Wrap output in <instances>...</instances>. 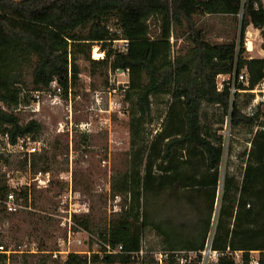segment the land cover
Listing matches in <instances>:
<instances>
[{
    "label": "trees",
    "instance_id": "trees-1",
    "mask_svg": "<svg viewBox=\"0 0 264 264\" xmlns=\"http://www.w3.org/2000/svg\"><path fill=\"white\" fill-rule=\"evenodd\" d=\"M213 13L241 14L238 40L211 42L207 38L200 24L205 15ZM250 25L260 29L264 48V0H0V132H9L13 139L40 135L43 126L37 119L22 122L15 111L21 103H30L33 92L46 90L54 80L66 90L72 81L75 88L82 73L81 54L88 60L92 75L105 76L103 84L107 83L109 65L128 69L126 97L130 107L125 124L129 146L125 164L112 177V197H121L120 210L101 222L92 207L89 214L77 220L98 233L110 223L113 242L122 244L126 251H135L143 237L152 232L143 212L145 189L165 183L167 176L175 178L177 185L184 182L197 189H216L224 154L223 137L210 139L213 129L203 120V104L219 105L226 116L231 115L234 128L253 132L257 127V131L249 140L250 148L240 153L245 159L244 169L239 171L242 179L231 172L225 175L224 205L217 220L214 246L243 250L245 264H249L250 251L259 250L260 264H264V100L251 113L245 111L255 99L253 90L264 80V57L246 54ZM119 40L126 42V49L119 48L115 42ZM98 45L105 52L104 59L91 57L92 49ZM234 71H245L248 79L236 84L234 94L227 81L219 90L218 76ZM243 92L247 99L241 103ZM166 96L168 110L161 129L154 133V102ZM79 135V140L74 139V148L89 152V134ZM61 143L58 138L54 149L59 150ZM62 148L65 155L69 153L67 146ZM183 151L198 163L197 171H179ZM50 152L44 150L34 156L33 170H52L57 153ZM2 159L9 161L0 156ZM63 170L59 168L57 172ZM156 170L163 172L160 179ZM2 174L0 198L10 190ZM83 176L76 171L75 186L86 197H93L98 189ZM53 186L50 196L57 198L63 185L56 179ZM42 192L37 198L35 194L34 204L45 210L46 206L37 203L44 196ZM105 195L100 193L99 198L106 201ZM50 201L49 208L54 213L58 201ZM24 213L45 231L49 224H58L53 216ZM207 233L199 242L183 247L169 241H162L163 247L152 241L149 247L198 250L203 248ZM4 242L0 236V244ZM48 251L24 254L22 258L13 256L12 264H49L52 254ZM57 259L61 264H87V257L78 253ZM107 260L131 264L127 254ZM219 264L237 263L225 255Z\"/></svg>",
    "mask_w": 264,
    "mask_h": 264
},
{
    "label": "rangeland",
    "instance_id": "rangeland-1",
    "mask_svg": "<svg viewBox=\"0 0 264 264\" xmlns=\"http://www.w3.org/2000/svg\"><path fill=\"white\" fill-rule=\"evenodd\" d=\"M202 22L200 27L211 42H231L239 39L241 33V14L235 16H212L204 21L202 20ZM261 38L259 30L255 26L250 25L245 39L247 55L251 57H264V48L262 47L263 40ZM250 41L252 42V49L248 47ZM122 45V42L118 43L119 48H121ZM100 47L101 45H98L92 49L91 57L93 59H95L93 56L95 50L101 52ZM79 63L82 66V73L80 74V80L77 86L73 89V102L76 111V119H84L89 113L88 109L93 101L95 88L100 89L104 86L103 78H105V76L100 75V73L96 75L90 73L89 62L84 58V54L80 55ZM253 91L255 93V99H253L251 104L245 109V111L249 113L255 109L260 101L264 100V80ZM243 93L244 94L240 97L241 103H244L247 99L246 93ZM168 99L169 97L166 96L163 97L161 101L154 102V109L157 115L152 124L154 133L161 129L163 118L168 110ZM67 104L68 103L55 104L51 99L49 101L48 97H44L42 110L38 114L32 112L30 108H26L22 103L19 105L17 111H15L19 113L22 122L26 123L30 119H37L42 124L43 130L40 132V135L45 137L51 144V147L45 151L57 153L54 163L52 164L54 176L59 174V172H57L59 168L65 169L69 162V153L65 155L62 147L63 145H67L66 143L70 135L68 132L64 133L61 131L63 126L67 123L70 114ZM20 108L21 110H19ZM203 112L204 122L211 124L212 129H225L223 125L226 122L227 116L223 112L221 106L204 102ZM95 120L98 122L97 117H95ZM127 120L128 116L122 119H116L112 131H103L98 125V130L91 132L89 135L90 151L84 153L80 150H76V148L73 150L75 175L76 171L77 175L83 174L84 180L86 182L91 180L93 185L98 189L93 193V197L88 196V198L91 200L93 214H95L98 221L101 222L105 221L108 216L113 214L108 210V191L105 189L110 182L112 185L113 174L116 173L117 170H120L122 165L125 164V151L128 149L129 141L121 145H115V139L120 137V134H128L126 131L127 125L125 124ZM256 131L257 127H255L252 132L247 128H234L233 126L231 129L226 128L224 130V141L226 138L225 142L227 145L224 146V154L218 175L219 179L215 189L216 199L215 213H212L213 217H211V209L213 208V192L215 190L213 191L212 187L210 191H208L201 186L198 188L199 191H197L198 189L194 185L191 184L188 185V187L184 182L177 185L175 178L167 176L165 183H158L155 184L152 189H145L143 212L151 225L152 231L151 235L144 237V241L147 242L148 246L150 242L153 241L157 242L159 247H163L162 241H169L176 246L183 247V245L190 242H199L203 235L205 236L207 232H210L212 229L211 221L218 220L219 213L224 205L225 175L231 172V174H237V176L242 179L243 173L240 174L239 171L244 169L245 159L240 153L242 150L250 148L251 143L249 140H251ZM80 137L81 135H79V133H75L73 139L79 140ZM58 138L62 143L59 150H55L53 145ZM82 148H84V145H82ZM110 155V164L104 163L103 159H108ZM21 163L20 158L16 156H12L7 163L2 159L0 172L3 174L8 170L16 172L17 169L23 168ZM198 166V163L194 159L187 156L186 151L182 152V158L179 159L180 172L188 171L192 173L193 171H197ZM202 170L203 166L200 168V171ZM162 173L163 172L156 170V175L159 176L158 179H160V174ZM195 176L197 179V174ZM54 187L55 186L52 185L48 190H41L44 196L39 197L37 203H39V206L44 205L47 208L44 210L38 207L35 210L36 213L46 214L52 217L50 213L53 211V208H49V206H51L50 198L53 199L52 202L58 201V197L53 198L50 196L54 193ZM81 187H83V185ZM100 193L106 194V201L99 198ZM39 195L40 191L37 190L36 198ZM55 221H57L56 218ZM158 231H160V234ZM0 236L2 239L6 240V243L10 244H17L21 239L27 237H35L41 244H45V247L42 246L44 250L50 251L54 247H59L62 239V231L59 225L55 223L49 224L45 231L44 227L40 224L36 225L31 223L26 213L0 214ZM14 257L22 258V255H15ZM55 259L57 258L52 256V258L49 259V264H61L60 260L58 261V259ZM13 260L12 258V261ZM13 264H17V262H13Z\"/></svg>",
    "mask_w": 264,
    "mask_h": 264
},
{
    "label": "built area",
    "instance_id": "built-area-1",
    "mask_svg": "<svg viewBox=\"0 0 264 264\" xmlns=\"http://www.w3.org/2000/svg\"><path fill=\"white\" fill-rule=\"evenodd\" d=\"M115 42L123 43L124 46L122 45L120 49L127 48L124 40ZM100 54V57L93 56L95 59H104L105 52L101 51ZM129 79L130 72L128 69L113 68L109 65L107 83L100 89L95 88L93 101L88 109L89 113L84 119H76L72 81L69 83L68 90L58 80H54L46 90L33 92L30 103L25 106L37 114L42 110L44 97H48L49 101L51 99L55 104L68 103L70 114L61 131L68 132L70 135L66 143V146H69V162L67 167L55 176L52 170H33L32 159L36 154L51 147L48 140L41 135L34 136L32 134L19 135L16 139H13L9 132H0V156L8 159L16 156L24 163L23 168L17 169L16 172L5 171L6 182L10 190L4 197L0 198V214H2V210L6 214L35 211L36 191L48 190L53 185L54 180L57 179L63 185V189L58 197L57 211L51 212L50 215L57 219L59 228L62 231V239L57 250L49 251L55 258L61 257L64 259L69 253H78L87 257V264H123L120 261L109 262L107 258L127 254L131 258V264H219L221 258L228 255L237 264H245L243 250H233L230 247L226 250L215 248L214 239L217 221H211L212 229L207 233L203 248L198 250H165L162 248L153 250L150 249L143 237L138 250L126 251L122 244L113 242L110 223L105 231L98 233L89 230L77 220L79 217L89 214L92 207L91 200L75 186L74 134L90 135L91 132L98 130V125L103 131H112L116 119L128 116L130 103L126 97V90ZM247 79L248 75L245 71L239 73L234 71L227 75L220 74L218 76V88L219 90L223 89L227 81L234 94L237 91L236 84L242 81L245 82ZM95 117L98 118V122H96ZM223 126H225V129L232 128L231 115L227 116ZM225 129H213L210 139L215 141L222 136L223 145H227L226 138L224 141ZM127 141H129L128 135L120 134V137L115 139V145H121ZM110 159L111 155L103 161L110 164ZM1 163L2 160H0V165ZM105 190L108 191V210L110 213H116L120 208L121 197H112L111 182ZM42 252H45V250L35 237L21 239L17 244L4 242L0 244V256L3 255V257H0V264H12V258L15 255H35ZM260 258L259 250L250 251L249 264H260Z\"/></svg>",
    "mask_w": 264,
    "mask_h": 264
},
{
    "label": "crops",
    "instance_id": "crops-1",
    "mask_svg": "<svg viewBox=\"0 0 264 264\" xmlns=\"http://www.w3.org/2000/svg\"><path fill=\"white\" fill-rule=\"evenodd\" d=\"M235 16V15H233V14H220V13H213V14H207V15H205L204 17H203V21L204 20H206L207 18H211L212 16ZM201 23H203L202 21H201ZM253 26V25H252ZM258 30H259V32H260V29L259 28H257ZM262 39V38H261ZM206 190H208V191H210V189H211V186H209V187H206L205 188ZM213 190V189H212ZM214 191V190H213ZM215 199H216V190L213 192V208L211 209V217H213V215H212V213L214 212V209H215ZM215 213V212H214Z\"/></svg>",
    "mask_w": 264,
    "mask_h": 264
},
{
    "label": "bare ground",
    "instance_id": "bare-ground-1",
    "mask_svg": "<svg viewBox=\"0 0 264 264\" xmlns=\"http://www.w3.org/2000/svg\"><path fill=\"white\" fill-rule=\"evenodd\" d=\"M248 47H249V49H252L253 48L251 41L248 43ZM94 55L97 56V57H100L101 54H100V52H98V50H95Z\"/></svg>",
    "mask_w": 264,
    "mask_h": 264
}]
</instances>
